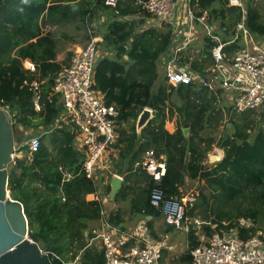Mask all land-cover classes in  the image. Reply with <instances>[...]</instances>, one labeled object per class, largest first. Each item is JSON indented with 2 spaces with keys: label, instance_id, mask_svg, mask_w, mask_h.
<instances>
[{
  "label": "trees",
  "instance_id": "obj_1",
  "mask_svg": "<svg viewBox=\"0 0 264 264\" xmlns=\"http://www.w3.org/2000/svg\"><path fill=\"white\" fill-rule=\"evenodd\" d=\"M135 1L120 0L115 13L104 0H0V107L7 109L14 140L21 128L33 131L28 139L37 136L40 143L37 151L29 153L22 136L18 138L19 152L27 154L9 164L7 188L11 199L23 207L29 238L51 264H105L103 248L92 239L95 227L90 226L100 218L98 185L82 169L85 155L75 145L72 125L58 121L63 107L52 87L58 72L68 65L56 60L58 31L73 43L78 37L86 43L98 36L102 51L112 52L98 58L94 67V89L117 108L113 147L119 155L112 171L146 174L141 162L152 150L157 160L164 157L159 186L166 198L183 196L186 178L204 187V191L199 187L185 216L200 219L199 233L205 240L230 230L242 240L264 238V130L249 118L254 110L237 113L221 101L220 89L204 83L167 84L157 64L170 47L171 31L142 28L144 20L137 21L134 15L146 13ZM243 1L239 7L229 6L228 0H190L191 5L197 3L196 15L208 13L228 57L242 47L236 31L239 24L254 39L264 40L260 7L264 0ZM101 14H106L103 28L90 33L91 22ZM235 35L238 38L232 41ZM202 42L203 59H190L184 53L182 60L204 76L212 66L211 49L216 43L205 36ZM26 60L34 64V71L24 67ZM33 81L39 85V111L33 107ZM144 108L151 110L152 117L137 133L136 122ZM260 108L263 121L264 104ZM167 122L174 123L172 132L165 128ZM213 145L222 150V157L209 164L207 153ZM149 178L132 200V210L159 217V210L149 203L154 185ZM127 196L124 187L116 198ZM108 220L114 223L113 218ZM187 241L181 257L184 264L191 261V250L203 243L193 228Z\"/></svg>",
  "mask_w": 264,
  "mask_h": 264
},
{
  "label": "built area",
  "instance_id": "obj_2",
  "mask_svg": "<svg viewBox=\"0 0 264 264\" xmlns=\"http://www.w3.org/2000/svg\"><path fill=\"white\" fill-rule=\"evenodd\" d=\"M119 1L104 0V5L117 13ZM178 1L136 0L135 4L160 23L171 24ZM228 3L229 6H242L241 0H228ZM196 5L197 3L191 5L188 0L184 12V25H187V28L173 31L171 42L176 41L173 37H177L181 32L182 39L181 44L170 51L164 61L165 82L173 86L195 81L204 83L210 89H220L227 98L229 97L236 112L259 109L264 104V42L254 39L239 24L236 31L241 34L242 47L228 57L222 51L224 44L215 35V27L208 13L202 11L200 15H196ZM196 26L200 28V33L204 32L205 37L216 43L211 49L212 66L204 76L194 72L188 61L182 60L184 51L196 38ZM237 38L235 35L232 41ZM98 42L97 37L91 36L80 50L74 52L68 65L56 75L52 87V91L59 95L63 107L58 121L72 125L75 145L85 155L82 169L86 177L93 180H96V173L103 168L102 157L105 151L115 142L117 117L116 106L107 104L104 97L94 89ZM24 67L31 72L35 70L34 64L27 60ZM38 86L36 81L31 82L34 91L33 107L36 111L41 107ZM39 144V137H31L27 142L28 152L37 151ZM21 154L23 157L27 153ZM13 157L15 158V154ZM143 157L141 166L154 182L149 191L150 205L159 210L167 225L181 228L185 221L187 205L191 204L194 198L184 195L166 198L159 186L165 164L158 162L152 150L146 152ZM96 198L100 201L98 192ZM99 213V226L93 228L91 233L92 239L97 240L104 250L105 264H161V245L150 242L129 244L136 237H141L112 225L102 206ZM239 222L249 225V222L243 219H239ZM190 254L191 261L188 264H264V238L256 235L242 240L236 230H230L224 235L214 234L205 243L192 249Z\"/></svg>",
  "mask_w": 264,
  "mask_h": 264
},
{
  "label": "crops",
  "instance_id": "obj_3",
  "mask_svg": "<svg viewBox=\"0 0 264 264\" xmlns=\"http://www.w3.org/2000/svg\"><path fill=\"white\" fill-rule=\"evenodd\" d=\"M188 0H179L175 6L174 9V15L172 18V21L169 23H160L155 18H152L150 16L135 14V19L137 21L144 20L142 24V28H156V29H166L169 28L171 31V38L173 35L174 29H176V32L179 30H186L187 25H184L185 21V9L187 6ZM102 20L105 19L106 14H102ZM133 19V16L131 17ZM129 19V20H131ZM197 33L196 38L194 42L186 48L184 53H188L189 56L195 59H203V55H201V51L203 50L202 40L205 36L204 32H199V27L196 26ZM52 30H54L52 28ZM56 36L59 40L58 42V51L56 54V60L58 62L66 61L68 63V59L70 56L80 50V48L83 47L85 44L84 41L78 37L75 38V43L72 42V40L69 37H66L65 35H62L59 31L56 33ZM99 42L101 41V38L98 36ZM176 39V41L171 42L170 40V47L168 48L167 52L163 54L158 61L157 64V72L161 78H164V61L166 59L167 54L170 53L177 45L181 44L182 39V32L176 37H173V40ZM172 40V41H173ZM261 42H264V40H258ZM194 45V46H193ZM99 56L98 58H101L102 56H111V51H102L101 48H99ZM71 53L70 56L67 54ZM203 54V53H202ZM97 58V60H98ZM197 75V74H196ZM200 76V75H197ZM197 82V81H195ZM224 95V93H222ZM151 111V110H150ZM152 117V114H151ZM137 123V122H136ZM174 123L173 122H167L165 124V128L172 132L174 130ZM142 128V127H141ZM140 128V129H141ZM136 127L137 133L140 131ZM117 126H116V138L117 139ZM115 143V142H114ZM113 143V144H114ZM113 144L110 146L109 149H107L102 157V167L97 173H96V183L98 185V194L100 198V203L102 205L103 211L107 218L109 217L113 218V224L114 226L118 227L120 230H125L128 232H132L133 234L139 235L141 238H135V240H131L129 244H144L145 242L155 243L159 244L162 247L161 252V264H184V262L181 260L182 255L187 250V233L190 228L196 229V234L199 236L200 241H203V236L199 233L200 228V221H197L196 219L193 220L192 217H190V221L188 220L187 216L185 221L183 222V225L181 228L177 229L172 226L167 225L164 221L162 216H146V215H140L133 213L132 210V200L135 198L136 194L138 193V189L144 188L148 185V182L150 180L149 174L145 172L140 171H131V172H123L121 174H117L116 172H113V166L118 161V155L119 151L113 147ZM212 152L209 154L207 153V158L209 157V163L216 162L218 158L222 157V150H219L214 145L212 147ZM216 155V159L212 161V156ZM144 158V157H143ZM159 163H164V157L161 156L160 160H158ZM119 168V167H117ZM165 172V169H164ZM119 176L122 180L121 182V188L126 187V192L128 194L127 198L124 200L117 199L116 195L119 192V190L116 192L114 196L111 197V180L113 177ZM195 184L198 182H194ZM202 183V182H201ZM191 186H188V185ZM191 181H188L186 178L185 187L181 188V191H185L190 188L192 189L194 185H192ZM109 186V191L107 192L105 189ZM184 193V192H183ZM189 197V196H187ZM191 197V196H190ZM91 228L99 226V221L93 222L90 224ZM97 241V240H96Z\"/></svg>",
  "mask_w": 264,
  "mask_h": 264
},
{
  "label": "water",
  "instance_id": "obj_4",
  "mask_svg": "<svg viewBox=\"0 0 264 264\" xmlns=\"http://www.w3.org/2000/svg\"><path fill=\"white\" fill-rule=\"evenodd\" d=\"M131 19V17H128ZM151 118V111L148 108H144L139 115L136 123V127L140 129ZM184 135H187L188 129L183 130ZM0 165H3L4 170V190L7 192L6 196L0 197V264L9 260L7 264H14L19 252L25 245V249L30 254L34 262H44L45 264H51L49 257L46 253H43L37 244H35L28 235V222L24 215L22 205L13 199L9 195L7 188L8 179V166L13 162L14 149V135L11 122L9 120L7 111L0 107ZM188 162V156H186L183 171H186ZM121 178L115 176L111 180V197L116 194L121 186ZM201 191H204V187L201 186ZM13 258V259H11ZM11 259V260H10ZM32 260L25 261V264H34ZM17 264H22L20 260Z\"/></svg>",
  "mask_w": 264,
  "mask_h": 264
},
{
  "label": "rangeland",
  "instance_id": "obj_5",
  "mask_svg": "<svg viewBox=\"0 0 264 264\" xmlns=\"http://www.w3.org/2000/svg\"><path fill=\"white\" fill-rule=\"evenodd\" d=\"M243 3H244V1L243 0H241V4H242V6H243ZM261 11H263V13H264V1L263 2H261ZM102 14L101 15H99L96 19H94V22H91V27L93 28V30H90V33H93V31L95 32L96 30H97V28H103L102 27V22L105 20V19H103V21L102 22H100L101 20H102ZM194 46V45H193ZM100 47L98 46V51L100 50L99 49ZM98 56H99V54H98ZM222 98L224 99V100H221L222 102H226L227 104L226 105H229V107L231 106L232 107V102L225 96V95H222ZM224 102V103H225ZM230 107V108H231ZM3 109H5L6 111H7V109L6 108H3ZM232 109H233V107H232ZM231 109V110H232ZM262 108H259V109H257V110H254V112L253 113H250L249 115V118H253L254 119V121H257V124H256V126L257 127H261L263 130H264V120L262 121L261 120V118H260V114L262 113ZM237 113H239V112H237ZM9 117V116H8ZM227 120H229L228 118H226L225 119V121H224V123H228L227 122ZM17 133H16V139L14 140V151H13V153L15 154V157H18V158H20V157H22V154H21V152H19V149H20V145H21V142H19V140H18V138L19 137H21L22 136V143L24 142V144H26L27 142H28V138L30 137V135H34V133H33V131H31V130H23V129H21V128H18L17 129V131H16ZM33 137H35V136H33ZM24 139V140H23ZM213 150V149H212ZM212 150L209 152V154H211V152H212ZM220 150V149H219ZM215 156V155H214ZM214 156H212L211 158H212V161H214ZM209 157L207 158V162L209 163ZM210 164V163H209ZM191 183H193L192 185H194L193 186V188L192 189H190V188H188L187 190H186V192L185 191H183L184 192V196H192L193 198H195V196L198 194V192H199V187L202 185V184H199V183H194V182H191ZM188 186H191L190 184L188 185ZM187 187V186H186ZM185 187V188H186ZM193 202V201H192ZM191 202V203H192ZM190 206H191V204H188L187 205V208H186V212H188L189 211V208H190ZM185 215H187L186 213H185ZM187 218H188V220L190 221V217L189 216H187ZM185 219H186V216H185ZM194 219H196L197 221H200V219L198 218V217H196V218H194ZM193 219V220H194ZM224 235V234H223ZM207 240H205V238H203V243H205Z\"/></svg>",
  "mask_w": 264,
  "mask_h": 264
},
{
  "label": "bare ground",
  "instance_id": "obj_6",
  "mask_svg": "<svg viewBox=\"0 0 264 264\" xmlns=\"http://www.w3.org/2000/svg\"><path fill=\"white\" fill-rule=\"evenodd\" d=\"M0 142H2V140L0 139ZM0 147H2L0 145ZM7 192L4 190V170H3V165H0V197H4L6 196ZM25 245L22 246L21 249L17 250V252H19L18 257L15 260L14 264H17L20 260H22V264H25V261L27 260H32L30 254L28 253V251L24 248ZM13 259V258H11ZM10 259V260H11ZM9 262V260L5 261L4 264H7ZM32 262H34L32 260ZM34 264H45L44 262H34Z\"/></svg>",
  "mask_w": 264,
  "mask_h": 264
},
{
  "label": "clouds",
  "instance_id": "obj_7",
  "mask_svg": "<svg viewBox=\"0 0 264 264\" xmlns=\"http://www.w3.org/2000/svg\"><path fill=\"white\" fill-rule=\"evenodd\" d=\"M194 201V200H193Z\"/></svg>",
  "mask_w": 264,
  "mask_h": 264
}]
</instances>
